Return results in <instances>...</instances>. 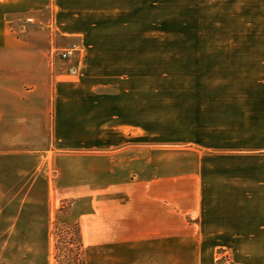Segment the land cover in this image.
<instances>
[{
    "label": "crops",
    "instance_id": "crops-1",
    "mask_svg": "<svg viewBox=\"0 0 264 264\" xmlns=\"http://www.w3.org/2000/svg\"><path fill=\"white\" fill-rule=\"evenodd\" d=\"M125 11V0H0V171L18 184L0 197L21 199L13 229L38 244L59 215L52 199L74 198L85 264H178L181 246L225 244L237 264H264V46L252 47L236 136L235 227H209L207 175L174 159L211 150L219 131L206 110L180 114L173 95L149 93L148 48L131 44Z\"/></svg>",
    "mask_w": 264,
    "mask_h": 264
},
{
    "label": "rangeland",
    "instance_id": "rangeland-1",
    "mask_svg": "<svg viewBox=\"0 0 264 264\" xmlns=\"http://www.w3.org/2000/svg\"><path fill=\"white\" fill-rule=\"evenodd\" d=\"M125 9L131 44L148 48L149 93L158 91L170 99L173 95L180 101L174 103H179L180 114L185 106L201 114L206 110L207 127L219 131L207 135L211 150L190 154L181 149L174 161L183 173L207 175V191L202 189L198 199L207 205V226L234 230L236 136L239 127L246 128L239 124L243 115L248 119L251 113V52L254 46H264V0H125ZM11 170L0 171V194L18 186ZM20 200L0 197V209L7 207L0 214V264L84 260L74 198L52 199L59 215L52 220L48 238L33 245L32 230L12 227ZM194 201L181 199V207L193 206ZM178 264H237L236 246L184 245Z\"/></svg>",
    "mask_w": 264,
    "mask_h": 264
},
{
    "label": "built area",
    "instance_id": "built-area-1",
    "mask_svg": "<svg viewBox=\"0 0 264 264\" xmlns=\"http://www.w3.org/2000/svg\"><path fill=\"white\" fill-rule=\"evenodd\" d=\"M76 52H77L76 48L72 47L70 49H66V50L60 51L58 53V56L63 61H72L73 59L76 58ZM76 72H77V68L76 67H72L69 70V74L72 75V76L76 75Z\"/></svg>",
    "mask_w": 264,
    "mask_h": 264
},
{
    "label": "trees",
    "instance_id": "trees-1",
    "mask_svg": "<svg viewBox=\"0 0 264 264\" xmlns=\"http://www.w3.org/2000/svg\"><path fill=\"white\" fill-rule=\"evenodd\" d=\"M78 234H79V231H78ZM78 236H79V240H80V238H81L80 234ZM77 262H78V264H85L84 260H82V259L78 260Z\"/></svg>",
    "mask_w": 264,
    "mask_h": 264
}]
</instances>
